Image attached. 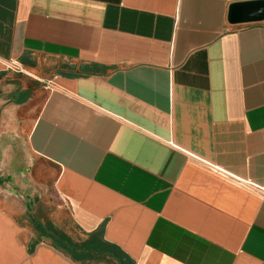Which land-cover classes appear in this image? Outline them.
<instances>
[{"label":"crops","instance_id":"0c3cea01","mask_svg":"<svg viewBox=\"0 0 264 264\" xmlns=\"http://www.w3.org/2000/svg\"><path fill=\"white\" fill-rule=\"evenodd\" d=\"M258 1L0 0V264H264Z\"/></svg>","mask_w":264,"mask_h":264},{"label":"trees","instance_id":"16d2710c","mask_svg":"<svg viewBox=\"0 0 264 264\" xmlns=\"http://www.w3.org/2000/svg\"><path fill=\"white\" fill-rule=\"evenodd\" d=\"M55 244L70 253L76 262L101 263L111 260L116 264H134L119 247L94 235L85 241L75 242L69 236L51 229L50 235Z\"/></svg>","mask_w":264,"mask_h":264},{"label":"water","instance_id":"95a60500","mask_svg":"<svg viewBox=\"0 0 264 264\" xmlns=\"http://www.w3.org/2000/svg\"><path fill=\"white\" fill-rule=\"evenodd\" d=\"M230 20L234 24L264 21V1L233 5Z\"/></svg>","mask_w":264,"mask_h":264},{"label":"rangeland","instance_id":"374dc122","mask_svg":"<svg viewBox=\"0 0 264 264\" xmlns=\"http://www.w3.org/2000/svg\"><path fill=\"white\" fill-rule=\"evenodd\" d=\"M63 230L67 234H69L75 241L84 240L86 238L84 233L81 232L79 229L65 225V227H63ZM22 232L24 233L22 237L25 238V240L27 241V246L29 250H34L41 244L47 242V238L36 229V227L34 226V222L32 227L30 226L25 227V229H22ZM53 246L56 247L55 245ZM92 264H96V263H92ZM97 264H116V263H113V261L111 260H104L103 262Z\"/></svg>","mask_w":264,"mask_h":264}]
</instances>
